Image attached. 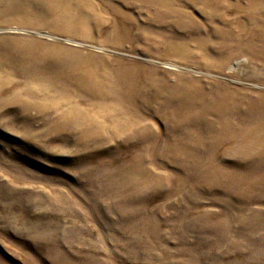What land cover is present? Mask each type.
<instances>
[{"label": "rangeland", "instance_id": "374dc122", "mask_svg": "<svg viewBox=\"0 0 264 264\" xmlns=\"http://www.w3.org/2000/svg\"><path fill=\"white\" fill-rule=\"evenodd\" d=\"M239 45L264 0H0V264H264V62L191 57Z\"/></svg>", "mask_w": 264, "mask_h": 264}, {"label": "bare ground", "instance_id": "6f19581e", "mask_svg": "<svg viewBox=\"0 0 264 264\" xmlns=\"http://www.w3.org/2000/svg\"><path fill=\"white\" fill-rule=\"evenodd\" d=\"M174 15L178 16L179 19H180V22L181 23H184V22H187L182 14L180 13H174ZM192 19H189V22L191 21ZM185 25V24H184ZM225 26V25H224ZM212 33V32H211ZM230 33V32H228ZM204 35V34H203ZM201 36V35H200ZM243 53H249L251 55H253L256 59H260L261 58V61L264 62V52L262 51H258V50H254V49H250V50H247L246 47L242 46V45H239L238 48L236 50H234L233 52L229 53V50L228 49H225L224 52L222 51H219L216 52V51H212V48L209 46H207L206 48H204L200 53H193V55L191 56L193 59H195L194 61L195 62H198L199 59L201 60L202 63H205L207 66H214L216 67L217 69H222L224 68L235 56H238V55H241ZM213 54H216L218 56H222L219 60H212L210 55ZM234 56V57H233ZM198 60V61H196ZM221 104V103H220ZM216 106V105H215Z\"/></svg>", "mask_w": 264, "mask_h": 264}]
</instances>
